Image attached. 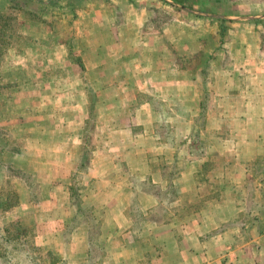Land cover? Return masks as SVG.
Wrapping results in <instances>:
<instances>
[{
	"label": "crops",
	"instance_id": "crops-1",
	"mask_svg": "<svg viewBox=\"0 0 264 264\" xmlns=\"http://www.w3.org/2000/svg\"><path fill=\"white\" fill-rule=\"evenodd\" d=\"M101 6L82 16V9L77 11L75 52L80 59L71 65L86 71L89 84L96 85L94 112L99 123L85 178L101 186H90L81 194L94 210L90 204L81 205L101 220L102 263L217 264L216 259L223 258L221 264H242L246 253L255 249L251 262L264 264V59H255L253 54L240 65L227 68L219 64L214 80L207 82L192 68L179 64L177 47L170 46L174 42L171 33L166 46L161 34L142 32L148 19L145 7L140 6L144 11L134 20L128 11L126 15L112 13L106 2ZM252 46L257 52V45ZM50 53L48 58H53ZM32 60L27 62L31 75L19 77L20 82L46 85L37 54ZM84 78H61L66 86L59 88L65 99L59 104L63 123L57 132L63 135L59 137L65 147L68 137L62 131L72 134L70 147L80 146L82 125L92 106ZM53 82L59 84L58 79ZM205 83L212 86L208 90L214 104L207 108L204 103L201 107L198 89ZM41 89V96L58 90L52 86ZM41 100L38 104L49 110H44L49 116L55 105ZM201 112L203 125L196 119ZM10 115H15L12 110ZM25 116L23 110L15 117L24 122ZM98 130L103 133L100 139ZM198 131L207 141L202 142V152L195 154L190 139ZM152 160L156 166L150 169ZM64 161L69 165L78 159ZM134 162L143 165L137 178L149 180L148 190L127 183L134 173L121 166ZM163 165H173L177 172L167 177ZM171 187L175 193L202 197L201 204L193 207V199L187 198L167 203L163 195ZM132 198L137 200L136 222L129 214ZM63 243L79 244L76 255L88 257L87 233L82 239L72 237ZM62 258L68 259V254Z\"/></svg>",
	"mask_w": 264,
	"mask_h": 264
},
{
	"label": "rangeland",
	"instance_id": "rangeland-1",
	"mask_svg": "<svg viewBox=\"0 0 264 264\" xmlns=\"http://www.w3.org/2000/svg\"><path fill=\"white\" fill-rule=\"evenodd\" d=\"M168 1L170 0H0V228L15 220H20L29 227L31 230L27 236L19 234L34 242L37 250L33 254L39 264H61L58 261L61 259L71 264H94L89 256L86 258L85 255H76L81 250L79 244L70 246L63 243L72 237L74 241L76 237L82 239L89 222L92 231L97 227L95 237L98 245L93 247L101 249V255H96L98 262L95 264H103L104 249L99 242L101 220L95 216L94 211L91 212V208H87L89 213L83 219L80 212L76 211V207L84 202L81 194L90 186L94 189L101 186L100 183L85 178L95 149L96 122L99 123V119L96 121L94 112L98 101L96 85L89 84L90 78L86 71L80 72L74 64L71 65L72 61L80 59L75 52L78 48L74 27L79 20V9H82V16L84 11L90 12L94 8L101 10V3L106 2L112 13L126 15L128 11L135 20L141 18L140 12L144 11L140 10L142 5L148 14L142 32L161 34L166 46L171 33L174 42L170 46L177 47L179 64L192 68L195 75L203 77L207 82L214 80L219 64H225L227 68L240 65L253 54L257 55L255 59H264V0H172L176 4ZM81 20L87 21L82 17ZM89 20L96 23V20ZM253 44L257 45V52L253 51ZM49 51L53 58H48ZM21 52L28 55L29 62L37 54V62L44 67L42 78L46 85L26 83L25 80L24 83L20 82L19 77L31 75L28 60ZM68 75L85 77V92L92 104L82 125L81 147L76 148L70 147V132L62 131L68 137L66 147L63 139H60L64 138L63 135L57 132L58 125L63 123L59 116V104L65 99L59 88L66 86L61 78ZM56 79L59 84L53 82ZM41 86L57 87L58 90L50 96H41ZM206 86L207 83L198 89L201 107L204 103L207 108L214 104L208 90L212 86ZM11 96L13 101L9 100ZM24 96L28 99H22ZM37 96L42 100H33ZM40 100H50L55 105V108L50 109L49 116L44 111L46 108L38 104ZM130 108L127 110L128 115L134 109L133 106ZM11 110L15 115H10ZM23 110L26 111V116L24 122H20L15 116ZM46 111L49 112L47 109ZM204 116L201 112L196 117L198 124L203 125ZM164 120L163 117L162 121ZM101 124L104 126L105 122L102 121ZM226 129L229 130L228 123ZM98 134L100 139V134L103 133L98 130ZM190 141V149L199 154L202 152V142L206 143L207 140L198 131ZM72 159H78V162H69L67 165L64 161ZM154 161L149 165L150 169L156 166ZM79 162L85 164L78 165ZM142 166L134 162L128 166L122 165L121 170L129 168L128 171L134 173L128 177L127 183L131 188L148 190L151 186L149 180L141 181L137 178V172L143 171ZM162 168L167 177L170 173L177 172L173 165H163ZM185 195L168 189L163 196L167 203H172L175 198H187L193 199V207L201 204L202 197ZM136 201L132 198L129 212L135 222L139 217ZM88 204L90 203H86ZM93 207L92 205V210ZM16 231L21 232L18 229ZM5 244L7 243L0 238V247L3 248ZM255 252L257 253L255 249L247 252L242 264H257L251 262ZM67 254L69 258L63 259L62 256ZM73 254L75 256H71ZM97 257L94 258L95 261ZM17 260L20 264H26ZM216 261L221 264L223 258H217ZM233 263L234 261L228 262Z\"/></svg>",
	"mask_w": 264,
	"mask_h": 264
},
{
	"label": "trees",
	"instance_id": "trees-1",
	"mask_svg": "<svg viewBox=\"0 0 264 264\" xmlns=\"http://www.w3.org/2000/svg\"><path fill=\"white\" fill-rule=\"evenodd\" d=\"M83 156V151L81 158ZM81 161V159L79 160ZM85 163L79 162L78 165H84ZM88 166V165H87ZM87 168V167H86ZM76 175V173H74ZM170 191L173 192L174 188L171 187ZM76 211L81 214V219L86 216L89 211L87 208L80 206L76 207ZM89 213V212H88ZM85 215V216H84ZM90 218L92 219V215ZM93 226V224H92ZM95 231L91 230V222H89V227L86 228L87 240L89 244L88 256L89 260H93L94 264L98 262V257L96 255H101V249L98 247H93L94 245H98V239L95 237L97 234V227H94ZM18 229L21 232H17ZM12 230V231H11ZM30 228L25 224H22L20 220H15L9 222L5 227L0 228V238L4 240L5 244L3 248L0 247V264H20L17 259H20L22 262H26V264H39L37 262V257L33 254V251L37 250V247L34 245V242L28 241L26 237ZM26 235L25 238L20 237V234ZM10 234V236L8 235ZM100 247V246H99ZM96 258V261L94 258ZM61 264H71L65 260H58Z\"/></svg>",
	"mask_w": 264,
	"mask_h": 264
}]
</instances>
